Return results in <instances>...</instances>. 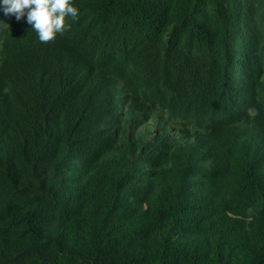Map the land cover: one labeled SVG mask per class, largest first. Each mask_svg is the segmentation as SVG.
Here are the masks:
<instances>
[{"label": "trees", "instance_id": "1", "mask_svg": "<svg viewBox=\"0 0 264 264\" xmlns=\"http://www.w3.org/2000/svg\"><path fill=\"white\" fill-rule=\"evenodd\" d=\"M73 3L0 9V264H264V0Z\"/></svg>", "mask_w": 264, "mask_h": 264}, {"label": "clouds", "instance_id": "2", "mask_svg": "<svg viewBox=\"0 0 264 264\" xmlns=\"http://www.w3.org/2000/svg\"><path fill=\"white\" fill-rule=\"evenodd\" d=\"M0 9L5 15H14L17 21L26 17L41 43L54 42L70 29L69 18L76 21L79 17L73 0H0ZM246 113L253 119L260 114L255 107H249Z\"/></svg>", "mask_w": 264, "mask_h": 264}, {"label": "bare ground", "instance_id": "3", "mask_svg": "<svg viewBox=\"0 0 264 264\" xmlns=\"http://www.w3.org/2000/svg\"><path fill=\"white\" fill-rule=\"evenodd\" d=\"M175 58V57H174Z\"/></svg>", "mask_w": 264, "mask_h": 264}]
</instances>
